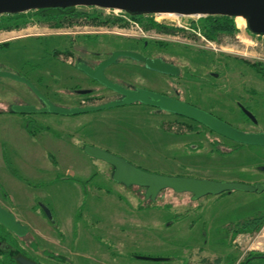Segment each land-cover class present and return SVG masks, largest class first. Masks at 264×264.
Instances as JSON below:
<instances>
[{
    "label": "rangeland",
    "instance_id": "rangeland-1",
    "mask_svg": "<svg viewBox=\"0 0 264 264\" xmlns=\"http://www.w3.org/2000/svg\"><path fill=\"white\" fill-rule=\"evenodd\" d=\"M125 16L89 7L62 19L30 11L21 28L0 27V69L30 77L40 93L68 108L116 99L94 81L73 79L82 75L69 65L79 56L97 64L116 49L171 59L183 71L176 87L186 95L195 88L196 97L213 92L198 93L203 87L198 77L222 85L264 76L258 69L264 71V38L249 36L247 23L239 26L231 18L235 31H219L225 35L216 33V43L204 37L207 17ZM22 21L12 20L10 26ZM121 61L125 67L107 70L113 81L154 85L142 64ZM210 72H219L221 79H212ZM87 87L94 89L92 95L73 92ZM16 103L40 106L26 85L0 78V206L30 229L24 238L0 230V243L15 250L6 253L3 243L0 264H17V253L39 264H243L264 257V224L252 234L234 238L231 233L264 215V191L192 200L190 193L165 190L152 201L145 198L146 189L114 182L112 166L83 150L89 145L109 151L153 174L240 182L264 165L263 147L235 151L234 143L197 123L139 104L76 116L25 117L8 112ZM256 116L264 123L263 112ZM222 119L235 127L251 126L242 117ZM41 205L51 210L53 221Z\"/></svg>",
    "mask_w": 264,
    "mask_h": 264
},
{
    "label": "water",
    "instance_id": "water-1",
    "mask_svg": "<svg viewBox=\"0 0 264 264\" xmlns=\"http://www.w3.org/2000/svg\"><path fill=\"white\" fill-rule=\"evenodd\" d=\"M77 7L99 8L106 10H117L131 16L167 15L174 14L178 17L201 16V17H228L243 18L247 23L250 33L264 36V0H0L1 15H18L30 11L47 9H72ZM129 58L133 61L143 63L152 71L165 74L177 75V69L158 60L147 59L143 55L130 51L114 52L110 58L103 61L95 69L80 63L79 70L102 86L121 94L119 100L104 103L98 106L86 107H62L50 101L46 96L25 77L12 71L0 69V78H9L28 86L34 95L41 101L42 108L33 105L9 106V112L14 114H36L49 113L61 116H76L92 112L114 109L133 104H142L158 108L176 116L192 120L201 124L214 133L244 146L264 147V133L243 132L232 125L183 102L158 96L152 92L137 89L130 90L110 81L105 70L115 65L118 59ZM90 90L77 91L78 95H88ZM249 117L254 116L249 114ZM84 152L91 158L103 161L112 166V180L125 187H141L146 189L145 198L156 201L160 193L172 190L176 193L193 194L195 200L207 196H220L230 194L234 191L263 192L264 184H247L233 181L204 180L193 177L165 176L153 174L136 167L129 161L109 151L94 146H85ZM44 215L52 220V212L46 205H41ZM0 225L18 238L26 237L30 229L19 221L16 216L0 206ZM143 260L163 261L162 259L142 258ZM17 264H38L35 261L19 256Z\"/></svg>",
    "mask_w": 264,
    "mask_h": 264
},
{
    "label": "flooded vegetation",
    "instance_id": "flooded-vegetation-1",
    "mask_svg": "<svg viewBox=\"0 0 264 264\" xmlns=\"http://www.w3.org/2000/svg\"><path fill=\"white\" fill-rule=\"evenodd\" d=\"M77 8L47 9V10H39L38 12H41L42 15L63 14L64 16H68V13L73 14L75 12V9H77ZM123 13H125V12H123ZM125 14L130 16L133 19H138V18L143 17V16L134 17V16H131L127 13H125ZM57 15H55V16H57ZM160 17H166V16H160ZM172 17L177 18V16H172ZM235 20L237 21L239 26L243 25L244 27H246V21L244 19L237 18V19H234V21ZM246 32L251 37H262V38H264V36H257V35L250 33L248 31V29H246ZM216 33H221V35H223V34L225 35V33L216 31L213 34H209L208 37H211V39L214 42L219 43L220 40L218 39V36L216 38L214 37ZM195 35L199 36V37L202 36L201 34L196 33V32H195ZM206 36L207 35L204 34V37H206ZM204 37L202 36V38H204ZM220 37H222V36H220ZM194 39H195V37H194ZM145 47L146 48L148 47L147 42L145 43ZM156 48L160 49L161 47L156 46ZM118 51L136 52L138 54L143 55L147 59L161 61L162 63L170 65L171 67L172 66L176 67L178 74L172 75V74H165V73H162L159 71H152V70L147 69L143 63L137 62L139 64H142V66H139L140 68H142V69L146 70V72H149L152 74V76L154 78V81H152V83H154V85L152 87H140V86H135L133 84L126 83V82H116V81H113L111 78L108 77L107 70L110 69L111 67H119V68H122L121 66L125 67L126 64L124 62L122 63V61H121V59H124V58H121V59H118V61L115 65H112L105 70V75L110 81H112L116 84H119V85L125 87L126 89H130V90L143 89V90L152 92V93H154L158 96H161V97L174 99L176 101L183 102L187 105H190L192 107L200 109V110H202V111H204V112H206V113H208V114H210V115H212V116H214V117H216L222 121H224L222 118H225V117H242L245 120H247L249 122V124L251 125L249 129L242 128V127H235L233 125L232 126L243 131V132H247V133H264V123L260 124V122L258 121L257 116H256V114H258L259 111L264 113V76H261L259 78H253L248 83L247 82H245V83L233 82L232 84L226 83V84H222V85H218V84L213 83V82L209 83L207 78L198 77L199 82H200V80H203V87H201L198 90L199 91L198 93H201V91H204V90L206 91L209 89H212L213 92H211L212 94L204 96V97H196L195 96V94H196L195 88H193V90H188L187 95H186V93L181 92L180 89H178L176 87V84H178L177 80H179V79L181 80V78L183 77L182 76L183 71H182L181 67L176 62L172 61L171 59H169V58H167L161 54H156V55L154 54L152 56H148L145 52H140V51L134 50V49L133 50L116 49L112 53H110V55L108 57L103 58L97 64L89 62L87 59H85L82 56L77 57L75 60V63L70 62L69 65H71L72 69H75L77 71V74L80 73L82 76L78 77V75L77 76L73 75V79L77 80L79 78H85L86 80L96 82L95 80L90 78L88 75H86L85 73H83L82 71L79 70L80 63L85 65V66H88L92 69H95L99 66L100 63H102L103 61L110 58L114 52H118ZM134 62H136V61H134ZM258 69H259V72H262V74H264L262 67H258ZM210 77L214 80H220L221 79V75L219 72H210ZM25 78L28 79L33 84L32 79L30 77L25 76ZM189 78L191 79V77L188 76V79ZM39 81L40 80H38V82ZM96 83H98V82H96ZM99 85H101V84H99ZM102 87H104V86H102ZM106 89L111 91L112 93H114L116 95L115 100H119L123 97L119 93H116V92H114L108 88H106ZM29 90H30V94L35 96L30 88H29ZM84 90H90L91 91V93L88 95H92L94 93V89H92V88L87 87V88H84ZM215 90H217V91L214 92ZM77 91H78V89H75L73 92L75 94H77ZM78 96H84V95H78ZM35 98L37 99L38 103L40 104L39 109L42 108L41 101L36 96H35ZM16 104L26 105V103H16ZM137 104H139V103H137ZM30 105H33V104H30ZM139 105H142V104H139ZM34 106L36 108H38L36 105H34ZM142 106H145V105H142ZM145 107L153 109L156 114L174 115V114L166 112V111H160L158 108H155V107H149V106H145ZM249 114L254 116V118H252V117L250 118ZM30 115L31 114H25V117L30 116ZM184 119H186V118H184ZM31 121H32V119H30V122ZM189 121H192V120H189ZM192 122H194V121H192ZM226 123H228V122H226ZM198 125L208 129L207 127H205L201 124H198ZM208 130H210V129H208ZM211 132L214 133L213 131H211ZM214 134H216V133H214ZM216 135H218V134H216ZM218 136L220 138H223V139L229 141V142L234 143L235 146H232V148H234L233 150H235V151L237 149H240L238 147L244 146V145H240L238 143H235L231 140H228V139H226L220 135H218ZM257 147H259V146H257ZM261 159L264 160V152L261 156ZM193 178H195V177H193ZM199 179H201V178H199ZM204 180H209V179H204ZM226 181H233V180H226ZM233 182H238V181H233ZM240 183H247V184H251V185L264 184V165L260 164L259 166H257L255 169V172L253 174H250V179L249 180L245 179V181H240ZM232 193H230V194H232ZM226 194H228V193H226ZM191 195H192V200H195L193 197V194H191ZM220 196H222V195H220ZM233 231L231 232L232 236L234 235ZM3 243L4 242L0 243V246H2V245L4 246V244H5V250L4 249H2V250L5 251L6 253L10 254L11 252L15 251L14 248L10 247V245L8 243H4V244ZM19 256H20L19 253H17V255L14 257L15 261H16L17 257H19ZM252 259L253 258L250 257V258H248L247 261L250 262Z\"/></svg>",
    "mask_w": 264,
    "mask_h": 264
},
{
    "label": "trees",
    "instance_id": "trees-1",
    "mask_svg": "<svg viewBox=\"0 0 264 264\" xmlns=\"http://www.w3.org/2000/svg\"><path fill=\"white\" fill-rule=\"evenodd\" d=\"M38 14L40 16L42 15L41 12H38ZM24 15H26V13L18 14V15H5L6 18L3 19V23H2V25H0V27L2 26L3 28L4 27H6V28H14V27L21 28L23 25L26 24V22L21 20L22 18H25ZM51 15L54 17H57L58 19H62V17H63V14H58V15L57 14H51ZM55 15H57V16H55ZM68 15L71 16L72 14L68 13ZM42 16H44V15H42ZM57 18H55V19H57ZM15 19H18L19 22L20 21H22V22L20 24H18L19 22H16V24H17L16 26H14V25L10 26V22L12 20H15ZM206 19H207V24L205 25V28H204V34H206L207 36L209 34H213L216 31H227V32L235 31V29L233 28L232 22H230L231 18H228V17H207ZM194 123H196V122H194ZM263 224H264V215L257 217V218L250 219L243 226H241L239 229H235L233 231V234H234L233 237L235 238L240 234H252L256 231H260L261 228L263 227ZM0 230L5 232V233H9V235H10V232L7 231V229H5L1 225H0ZM20 254L21 253H19V255ZM260 258L264 259L263 256H258V258L255 257V259L253 258L250 262L246 261L243 264H251L254 260L260 259Z\"/></svg>",
    "mask_w": 264,
    "mask_h": 264
},
{
    "label": "built area",
    "instance_id": "built-area-1",
    "mask_svg": "<svg viewBox=\"0 0 264 264\" xmlns=\"http://www.w3.org/2000/svg\"><path fill=\"white\" fill-rule=\"evenodd\" d=\"M113 12H115V13H117V10H112ZM120 12V11H119ZM122 12V11H121ZM123 13V12H122ZM178 17V16H177ZM183 17H185V16H183ZM190 17H201V16H190ZM125 18H131L130 16H128V15H126L125 16ZM131 19H133V18H131ZM130 21V20H129ZM131 22V21H130ZM132 23V22H131ZM133 23H135V22H133ZM136 25V24H135ZM179 27H183L181 24H179Z\"/></svg>",
    "mask_w": 264,
    "mask_h": 264
},
{
    "label": "bare ground",
    "instance_id": "bare-ground-1",
    "mask_svg": "<svg viewBox=\"0 0 264 264\" xmlns=\"http://www.w3.org/2000/svg\"><path fill=\"white\" fill-rule=\"evenodd\" d=\"M168 16H170V17H172V16H176V15H174V14H167ZM164 16H166V15H164ZM166 18V17H165ZM239 18H241V17H239ZM243 19V18H242ZM162 23V22H161Z\"/></svg>",
    "mask_w": 264,
    "mask_h": 264
},
{
    "label": "crops",
    "instance_id": "crops-1",
    "mask_svg": "<svg viewBox=\"0 0 264 264\" xmlns=\"http://www.w3.org/2000/svg\"><path fill=\"white\" fill-rule=\"evenodd\" d=\"M72 173H74V172H72Z\"/></svg>",
    "mask_w": 264,
    "mask_h": 264
}]
</instances>
